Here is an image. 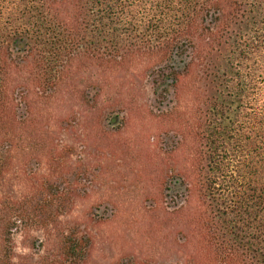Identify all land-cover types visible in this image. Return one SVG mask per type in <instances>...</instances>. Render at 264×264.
Returning <instances> with one entry per match:
<instances>
[{"label":"trees","instance_id":"16d2710c","mask_svg":"<svg viewBox=\"0 0 264 264\" xmlns=\"http://www.w3.org/2000/svg\"><path fill=\"white\" fill-rule=\"evenodd\" d=\"M79 59L148 74L163 115L181 119L183 164L163 170L161 189L178 211L194 203L191 263L264 264V0H0V179L26 141L31 95L52 96ZM46 150L28 192L0 199V264H19L15 229L47 233L49 264L90 254L91 238L61 221L78 193L65 177L84 182L85 170L60 140Z\"/></svg>","mask_w":264,"mask_h":264},{"label":"rangeland","instance_id":"374dc122","mask_svg":"<svg viewBox=\"0 0 264 264\" xmlns=\"http://www.w3.org/2000/svg\"><path fill=\"white\" fill-rule=\"evenodd\" d=\"M131 70L112 73L79 59L52 96L31 95L29 132L0 179V199L27 193L36 172H46L49 142L60 140L74 149L66 162L85 170L84 182L80 175H66L78 193L71 211L61 218L66 225L78 224L91 238L83 264H192L189 214L194 203L187 201L184 211H178L174 196L161 189L163 170L176 171L183 164L175 151L181 119L166 118L147 83L148 74ZM103 111L122 116L123 125L107 127L102 119L96 121ZM168 150L169 160L164 155ZM47 238L42 230L15 229L10 237L14 261L54 262L57 249Z\"/></svg>","mask_w":264,"mask_h":264}]
</instances>
